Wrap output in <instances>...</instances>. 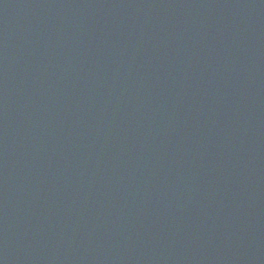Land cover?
<instances>
[{
	"label": "water",
	"instance_id": "95a60500",
	"mask_svg": "<svg viewBox=\"0 0 264 264\" xmlns=\"http://www.w3.org/2000/svg\"><path fill=\"white\" fill-rule=\"evenodd\" d=\"M0 264H264V0H0Z\"/></svg>",
	"mask_w": 264,
	"mask_h": 264
}]
</instances>
